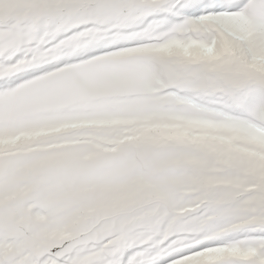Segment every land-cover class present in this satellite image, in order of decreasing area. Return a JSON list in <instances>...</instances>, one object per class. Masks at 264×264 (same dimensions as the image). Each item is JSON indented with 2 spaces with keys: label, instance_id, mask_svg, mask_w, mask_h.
<instances>
[{
  "label": "snow or ice",
  "instance_id": "snow-or-ice-1",
  "mask_svg": "<svg viewBox=\"0 0 264 264\" xmlns=\"http://www.w3.org/2000/svg\"><path fill=\"white\" fill-rule=\"evenodd\" d=\"M0 264H264V0H0Z\"/></svg>",
  "mask_w": 264,
  "mask_h": 264
}]
</instances>
